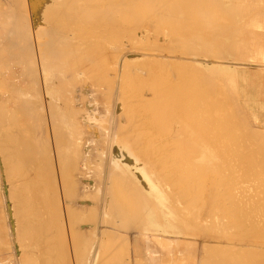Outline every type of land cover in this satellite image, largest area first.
<instances>
[{
	"label": "bare ground",
	"instance_id": "bare-ground-1",
	"mask_svg": "<svg viewBox=\"0 0 264 264\" xmlns=\"http://www.w3.org/2000/svg\"><path fill=\"white\" fill-rule=\"evenodd\" d=\"M239 10L240 12L258 14L262 17L261 22L264 27V0H262L261 4L253 3V0H0V252L3 250L1 254L4 257V254L8 255L5 259L9 260L5 264H149V262L151 264L152 258L146 248L145 238L148 237L150 239L149 246L151 249L153 247L163 248L169 246L172 241L169 238H165L164 233L170 231V229L168 230L170 222H175L176 226H174L175 230L173 231L183 234V237L185 236L186 238L187 235H193L194 229L203 225L204 221L214 222V228L212 227L213 224L209 228L210 233L211 228H213V233L214 230L217 231L219 229L218 226L220 224L217 223L227 225L226 222L230 224L232 219L233 223H239L241 222L239 220L242 213L241 210L244 211V214L247 211H253L252 209H254L255 205L252 206V203L260 202V199L256 198L255 200L253 197L255 195H251L253 191L250 188L253 187L254 189V187H257L259 191L263 187L262 190L264 191V185H262L264 176L262 174H259V177L256 178L253 176V179H251L252 177L244 173L250 178V182L247 181L248 183H246L245 181L242 187L239 185L241 187H239L240 190L245 187L244 191L247 190V193L248 190H251L250 195L254 199L246 196L247 199L236 200L235 198L237 197L234 196L237 194L238 196L239 194L243 196L244 194H241L242 190H238L240 193L235 192L237 189L233 188L235 186L232 184L233 180L231 184L235 190L232 191L233 194L235 192L234 198L232 197L231 199V194L225 196L227 198L230 197L231 200L235 199L233 200L234 203H229L231 201L229 198L230 201L226 202L227 198H224V192L222 195L220 190L222 191L224 188L226 190L227 186L223 188L221 183L217 184L218 186L220 185L219 187L215 185L217 189H220L217 190L215 188L214 190L217 191L213 194L216 195L220 192L223 200L218 201L216 200L217 198L213 200L216 196L212 199L210 198L212 197L211 193L208 194L212 186L210 184L213 183L214 176H216L214 175L216 173L214 168L216 167L213 159L215 146L213 147V143L211 142V145L209 141L219 135L220 129L227 130L225 132L222 131L225 135L231 129V125L235 123L236 119L232 121L234 122L233 124L231 123V115H228L230 120L227 118L230 110L227 108L229 111L225 112L227 109L221 107L225 104L223 101L226 96L224 94L226 91L222 93L223 87L225 90L230 89L234 94L232 95L229 92V95L237 97L235 93L237 90L232 86L235 80L216 71L217 73L215 74L218 76L217 79H219L217 81L215 78L217 83L220 80L222 81H220L221 85H218V87L222 86V94H220L219 98L222 99L221 95H224L223 101L219 100L217 97L219 95L216 96L217 90L220 89L217 85H214L216 81L212 83L214 86L205 87L206 92L202 91L198 95L194 94L195 96L192 94L191 97L183 99L186 97L184 96L185 94L182 97H179L182 94L178 97L176 96L179 94V90H182L180 86L177 88L179 89L177 92H172L178 84L180 85V79L183 75L189 71L186 72L180 64L178 65L183 59L180 62L179 60L173 61L174 63L171 62L174 66H180L185 71V73L182 71L184 74L181 72L183 74L181 77L179 75L180 72L177 75L176 72L178 70H175L177 77H180L178 80L175 76L178 80L176 83L175 80L172 81V78L169 77V72L167 73V71L172 70V74H174V66L170 62L169 64L167 63V61L173 59L169 58V60L164 61L162 58H155L156 61L159 59L161 63L156 65L154 57L146 54L147 58L151 57L149 60L146 58L148 63L150 61L149 64H152L151 60L154 59V66L143 67L146 64L143 61L146 62V60L141 58L142 60L139 59V63L144 65L142 64V70L138 71L140 66L138 63L137 72L134 68L136 64H130L129 62L132 61L124 55L127 48L130 52H133L137 48L140 51H148L146 48L150 47L149 49L154 52H152V56L157 52L154 50H160L161 53L165 52L168 56L169 54L173 55L180 52L182 55L190 56L188 58L195 59V61L198 57H192V55L194 56L195 53L200 55V52L201 54L203 53L204 58L207 54L210 55H207L209 58H211V55H213L212 57L217 55L216 58H223L227 53H235L236 39L230 41L229 38L231 39L232 36L227 37L231 33L238 32L235 27V24L237 26L238 23L234 18V13ZM238 17L240 20L241 18L243 19L242 15H238ZM254 17L256 16L254 15ZM248 18L250 20L253 19L250 18V15ZM225 19H229L227 23L232 24V26L229 24L226 26ZM246 20L241 22V24L246 23L247 25ZM223 21L225 27L223 26ZM249 23L248 25H250ZM248 25L246 27H249ZM159 34L168 35L170 37V39L169 37L167 38L168 43L165 42L167 41L164 40L165 37H162V39L160 37L161 40H159L157 37ZM146 43H149V45ZM234 53L231 55H234ZM136 55L138 54L134 56ZM134 56L131 55V57ZM138 57L135 59H138ZM245 58L246 61L249 57ZM263 58L264 48H262ZM192 59L190 62H193ZM231 59H228V61H221L215 58L204 60L209 63L212 61L219 64L226 63V65L222 66H232L231 63L244 64L241 62L243 57L239 58L241 60L235 57L234 61H231ZM235 60L240 62H235ZM185 61L187 63L189 60ZM190 62L191 66L192 63ZM183 63H181L183 67L187 65ZM166 64L171 65L172 69L164 71L165 67L168 66ZM210 65L213 66L212 63ZM254 65L264 67V64L260 63ZM162 66L165 69L162 70ZM153 67L156 69L160 67L162 75ZM193 67L190 68V71ZM212 68L210 67L209 71ZM231 68L233 69V67ZM162 71L166 72L167 75L164 74L166 78L167 76L170 78L167 79V82L171 80L173 85L176 83L173 89L169 86V88L167 87V82V85L160 84L161 77L165 78ZM203 71H201V74ZM192 73L195 79L197 75H195V72ZM211 73L207 74L210 75ZM172 76L174 77V75ZM204 77H199V79L204 80ZM206 78L211 81L212 77L207 76ZM213 79L212 81L214 82L215 79ZM182 82L189 83V80L185 82L182 80ZM207 82L206 80L204 83L206 84ZM163 83L165 84V82ZM182 86L184 87V85ZM194 89L199 90L196 87ZM183 90L185 92V89ZM236 97L230 98V100H236L235 110L239 109L240 106L238 103L239 99L238 97L236 99ZM234 103L235 101L232 102V106ZM229 106H231V103ZM230 109L232 110L233 108L231 107ZM243 111L245 112L244 108ZM234 116L232 117L234 118ZM245 116L240 119L241 122L238 120L237 123L239 125L246 121L244 120L246 119L244 118ZM228 120L231 125H229ZM246 125L244 123L245 127L250 128L247 131H251V127ZM241 129L239 130L240 133L243 134L244 131L247 133L246 130L242 129L243 131H241ZM254 129L252 130L253 132ZM259 131L264 132L263 129H259ZM239 132L237 134L231 133L232 138L227 136V139L229 141L235 138L242 140L247 137L244 135L243 137L239 136ZM258 132L256 133L257 135L261 133ZM253 135L249 134V139ZM260 137L259 134V140L256 143L254 138H252L254 141H247L248 138H244V140L250 143L254 142V146L257 144L261 148L262 144H258ZM220 142L222 141L220 140ZM226 142L228 141L226 140ZM231 142L228 144H231ZM236 142L232 144L234 145ZM261 142L263 141L261 140ZM242 143L244 144L245 142ZM242 143L241 145L237 144L241 146L240 150L243 147V152H245L247 146L242 145ZM220 144L222 146L224 143ZM209 145L213 150L209 149ZM223 146L222 150L226 149ZM229 146L231 149L232 145ZM239 146H237V150ZM250 146L248 147L251 148L253 145ZM217 147H219V144ZM256 147L258 148L259 146ZM237 150L235 152L236 156L233 154L235 158L242 152ZM217 151L216 149V153L219 155ZM226 151L228 152L229 148ZM256 151L254 152L256 153ZM258 151L260 152V150ZM227 152L225 158L227 157L228 160ZM243 152L242 154H244ZM232 153L230 158L233 156ZM258 154L260 161L263 160L261 156L264 154ZM220 157L216 162L219 159L221 161ZM257 157H254L255 160H257ZM247 158H245V162H250ZM224 160L225 163L223 164L226 165L227 160ZM232 160L234 162L235 159L232 158ZM229 161L227 162L228 164ZM238 162H240L239 159ZM237 163L235 161V165ZM261 163L257 164H260V166L264 164ZM217 164L219 163L217 162ZM233 164L231 166H234ZM253 166L251 165L249 168H253ZM220 167L219 169H221ZM236 170L238 169L236 168ZM249 170L247 169V171ZM255 170L253 169L251 172L253 173ZM240 172L242 173V171ZM251 172H249L250 175H252ZM233 173L235 174V172ZM139 175L143 176L140 178L145 179L139 178V180ZM200 175L206 178L202 180ZM198 176L201 177V182L195 181ZM233 176L229 177L231 179L234 178V181H236L235 176ZM238 177L236 178L238 179ZM240 179L238 180L240 181ZM227 180L229 179L227 178ZM226 181L225 183H227ZM228 183L227 185L231 187V184ZM236 185L238 186V181ZM207 186L210 188L205 190V188H208ZM202 188L207 191V193L204 192L207 196L205 194L200 195ZM197 189L200 191L201 199L204 195L205 199L207 197L212 199H209L210 202L208 201V204L213 201L212 203L217 206L221 203L225 204V202L226 205L220 208L216 206L217 208L215 207V209H218V211L212 209L214 212H211L210 210L211 213L205 214L204 219L200 218L201 221L199 218H195V220L193 216L196 212L198 213L199 210H202L200 207L207 205L205 203L202 204L201 200L200 204L202 206L199 207L200 198L197 196L199 199L198 202L197 200L195 201L196 204L194 203L196 206H191L194 202L193 199H197L192 193ZM229 192L227 191L226 193L228 194ZM190 196L194 197L192 199L193 202L189 201L191 204L189 203L187 208H185L186 205L180 203L183 199H187ZM205 199L203 202L208 200V198ZM216 201L218 204H216ZM212 203L210 208H212ZM260 204L261 202L257 205L258 208H260ZM177 205H180V207L176 208L177 212L178 208L181 209V205H184L179 211L183 215L182 217H180V213L178 215L177 212H174ZM184 208L185 211H183ZM257 209L255 208V211L259 210ZM171 210L173 211L171 212ZM238 211H240V215L237 218ZM261 211L263 210L261 209ZM261 211L259 215L262 214ZM234 214L237 215L234 216ZM259 215H256V217L258 218ZM263 215L264 211L261 216ZM200 216L202 217L201 214ZM249 216L247 218L251 219L253 215L251 218ZM244 218L248 220L246 217ZM259 219L261 221L262 217ZM246 223L248 222L246 221ZM215 224L218 226L215 227ZM229 224L227 227L235 225ZM261 224L258 225L256 223L255 225L261 227ZM222 225H220V228H222ZM243 227L241 230L248 231L247 228L243 229ZM251 227L254 231L255 228ZM224 229L226 227L220 230ZM229 229L227 228L228 231H230ZM206 230L204 229V231ZM255 230H260V228ZM261 230L258 232H263ZM250 231L252 232V230ZM195 232L197 231L195 230ZM235 232L234 234L238 233L237 230ZM241 233H238V236ZM247 233L241 235L242 237L240 236L241 238H238L237 241H235L236 237L232 238L234 240L231 238L229 240L233 241L232 244L234 242L238 243V240L242 241L243 236ZM204 234L206 235V233L202 235ZM229 234L223 235L228 237ZM256 234L258 233L256 232ZM214 235L219 237L213 238L208 235L206 237L210 241L212 238L220 240L221 234ZM223 235L221 236L223 237ZM197 236L199 238L200 235L198 234ZM252 237L249 235V240L246 239L252 242L250 245L254 243L256 245L257 236L256 239L250 240ZM176 238L180 239L181 237ZM201 238L204 240L202 242H205L204 236H200ZM189 240H191V237ZM177 241L175 240V242ZM224 241L228 242V240ZM248 241H244V244ZM258 241L263 240L258 238ZM261 243L257 244L260 248L262 247V250H259L260 254L264 252L263 246L260 245ZM209 244H207L206 239V243L202 244V249H204L202 253L206 254L212 251L211 248L209 252L205 253L207 248H209ZM218 244L221 245L219 242ZM224 244L222 246L229 247L227 243ZM199 245L200 243L198 247ZM230 246L231 248H229L234 250L232 245ZM233 246L235 247L236 245ZM242 246L239 242L237 248H242V251L237 250L244 253L245 247L243 248ZM258 246L256 247L257 249H259ZM256 248L253 247L252 251H256ZM218 250L217 248V252ZM220 250L223 249L221 248ZM224 251H226L225 247ZM252 251H250V254L247 251V255L253 254L251 253ZM1 254L0 264H4V260H1V258L3 259ZM211 254L213 253H209L210 257L206 258L215 261L213 263L210 261V263L218 262V259L213 260ZM233 254L235 255L236 253ZM260 254H256V256ZM256 256L252 255L249 257L250 260H248L251 261V258ZM213 257L216 256L213 254ZM223 257L225 256L223 255ZM237 257L239 261V256ZM229 258H227L229 262L227 264H230ZM210 259L206 260L209 261ZM243 259L241 260L245 262ZM259 260L260 258L258 261L256 259V262H262V260ZM204 262L207 264V261ZM225 263L226 259L223 264ZM251 264H254V262Z\"/></svg>",
	"mask_w": 264,
	"mask_h": 264
},
{
	"label": "rangeland",
	"instance_id": "rangeland-1",
	"mask_svg": "<svg viewBox=\"0 0 264 264\" xmlns=\"http://www.w3.org/2000/svg\"><path fill=\"white\" fill-rule=\"evenodd\" d=\"M256 1H257V2H256ZM253 3H256V4H259V3H260V4H261V3H262V0H253ZM235 11H236V10H235ZM235 11H234V12H235ZM234 12H233V13H234ZM239 12H240V10L237 11L236 13H234V14H235V17H234V18L237 20V23L240 24V25H239L240 27L238 26V24H237V26H236V24H235V27L237 28L238 32H237V33H234L235 35H234L233 33H231V35H228V37H227V38H229L230 36H232V37L236 36L235 38H232V37H231V39L229 38L230 41L236 39L235 42H237V43L235 44V47H236L235 53H234V52L227 53L226 56L223 55V56H224L223 58H222V57H221V58L218 57V58H219V59H218V58H216L217 55H216V57H212L213 55H211V58H209V57H207V55L210 56L209 54H207V55L205 56V58H204L203 53L201 54V52H200V55H199V54H196V53H195L196 56H195V55H194V56L192 55V57H198V59H196V61H195V59L188 58V57H190V56L182 55L180 52H179L180 55H179V53L177 52V53H175V54H173V55L169 54V56H168L167 53H165V52H162V53H161L160 50H159V51H158V50H154V51H157V52H155V55H156V56H155V55L152 56L154 52H153L152 50L149 49L150 47L147 46V45H149V43H146L147 45H145V44H144V45L148 47V48H146V47H145V48L148 49V51L150 50V52L145 51V50H143V51L141 50V51H140V49L138 50V48H137V50H133V52H132V51L130 52L129 49L127 48L128 50H127V49L125 50V53H126V54L124 53V55H125L126 57H128L130 61H132V62H129L130 64H133V65L136 64L135 67H134L135 69H136V68L138 69V66H139V64H140L138 71H139L140 69L142 70L143 67H147V66L149 67L150 65H151L150 67H152V65L154 66V61H156L155 58H160V59L162 58V60L164 59V61H167V59L169 60V58H170V59H173V60L167 61V63L169 64V62H170L171 65H173V64H172V63H174L173 61H175V60L178 61V60H179V62H180V60L183 59V61H181L180 63H178L177 61H176V63H178V65L180 64V66H181L184 70H186V72L189 70L187 73H185V71H183V69H181L180 66H178V67H180V68L177 69V68H178L177 65H175V66L173 65V66H174V68H173V69H174V70H173V73H174V74H172V70H169V69H172V68H171V65L166 64V66H167V65L169 66V67L167 66L168 68L165 67V68H166V69H165L163 66H162L163 68H161L162 70L165 69L164 71L169 70V71H167V73L169 72V73H168V74L170 75L169 77L172 78V79H171L172 81L175 80L176 83L178 82V80H179V78H180L179 76L177 77V75L179 74V72H180L179 75H181V77H182V75L185 73V74L183 75V77L180 79L181 82L179 81V82H180V85L178 84L177 87H175L176 83H174V85H173V82H172L171 80L167 82V79H170V78H169L168 76H167V78H166L165 75H167V74H166V72H163V71H162V73H163V76H165L166 80H165L164 77H163V78L161 77V79H162L161 82L163 81V82H165V84H164L163 82H162V83L160 82V84H162V85H167V83H168L167 87L169 86V87L172 88V89L175 87V89H174L175 91L171 89L172 92H177V91L179 90V89H177V88H179V86H180V89H181V88H182V90L185 89V92H184V90H183V91H182V90H179L180 92H181V91H182V92H181V93L178 92L179 94L176 95V96L178 97L179 95L182 94L181 96H179V97H182L183 94H185L184 96H186V97L183 98V99H186L187 97H191L192 94H193V96H195V95H198V94L202 93V91H203V92H206V90H205V87H206V86H209V85H212V86L217 85V87H218V85H221V82H222L221 80H220L221 82L219 81L220 83H219V82L217 83V81L219 80V79H217L218 76L215 74V73H217V72H218V73L221 72L220 74L223 73V75H225V76H229L231 79H234V80H235V82L233 81L234 83L232 82V83H233L232 86H233V88H235V90H237V91H235V93L237 94V97H238V99H239V100H238L239 102L237 101V102L239 103V105H240V106L238 105V106H239V109L237 108V109L235 110L237 104H236V100H234V99H232V100L235 101V103H234L235 106H234V105H233L234 107L232 106V102H234V101L230 100V98H232V97L235 98L236 96H232V95H234V94L232 93V91H231L230 89L225 90L224 87H223V91H222V90H221V89H222V86H221V87L219 86L218 88H220V89H219L220 91L217 90V92H216V96L219 95V96H217V97L219 98V97H220V94H222L224 91H226V92L224 93V94L227 96V97L225 96V100H226V101H225L224 98H223L224 95H221V96H222V97H221L222 99L219 98V100H221V101L224 100L223 102H224L225 104H224L223 106H221L222 108H226V109L228 108V109L230 110L231 113H232V112L234 113V114L232 113L233 115H232L230 112H229V114H227V113H226V114H227V118H228V119L231 117V120L229 119V120L231 121V123H232V124H233L234 122H235V123H234L233 125H231V123H230L229 120H228V122L230 123L229 125L232 126V127H231L232 130H231V129L228 130V132L225 133V135H226V136H225V135L222 133V131L225 132V131H227V130L224 131V130L220 129V130H221V132H220V130L218 129V130H219V133H218V134L220 135V134L222 133L223 135L221 134L222 136H221V135H220V136L218 135L217 137L215 136L214 138L210 139V141H209L211 145H212V143H213V145H212L213 147L215 146V147H214V150H213V149L210 148L211 146L209 145V149H211V150H213V151L215 152V154L213 155V157H214L213 159L215 160V162H214L215 165H214V166L216 167V168H214V172H216L217 174L213 172L214 175H216V176H214L213 183L210 184V186L212 185L211 188L213 189V191H212V189H211L210 187H208L209 185L207 186L208 188H205V190H207V189L210 188V189H209L210 191H208V194L211 193V195H212V197H210V198L213 199V197L216 196L213 200H215V199L217 198L216 200H218V201L223 200V197H221V196L223 195V192H224V195H223L224 198H225V197L227 198V196H229V195L231 194L232 196H230V197H231V199H232V197H233V195L235 194V192L240 193L239 191H241V190L244 191V190H245V189H244L245 187H243V189H241V190H240V188L242 187V185L244 186L243 183H245V181H246V183H248L247 181L250 180L249 177H252L251 179H253V176L256 178V177H259V174H260V175L262 174V176H264V173H262V172H264V171H263V170H264V169H263V168H264V164L261 165V166H260V164H259V165L257 164V163H260V162L264 163V155L261 156L262 154H264V153H263V152H264V150H263V146H264V143H263V142H264V135H263V134H264V132H263V131H262V132L259 131V129H261V130L263 129V130H264V97H263V96H264V74H263L264 70L262 71V69H264V67L254 65V64H259V63H260V64H264V61H263L264 58L262 59V48H264V27L262 26V22H261V21H262V17H260L258 14H250V13H247V12H245V11H241V12H240L241 14H240ZM245 14H246V15H245ZM238 15H239V16L242 15L243 19L241 18V20H240V18L238 17ZM244 15H245V16H244ZM249 15H250V18H251V19L253 18L254 15L256 16V17L253 18L254 21H256L255 23H254L253 19L250 20V19L248 18ZM247 16H248V17H247ZM246 17H247V20L249 19V21L246 20ZM206 18H208V17H206ZM238 18H239L240 21L238 20ZM255 19H256V20H255ZM228 20H229V19H227V20L225 19V24H227L226 26H228V24L230 25V23H227ZM230 20H231V19H230ZM245 20L247 21V25H248V23H249L250 21L252 22V24H251V22H250V23H249L250 25H248V26H249V27L251 26V28H253V29H251V28H249V27H246V26H247L246 23H245V24H243V23L241 24V22H243V21H245ZM228 22H229V21H228ZM258 22H260V23H258ZM222 23H223V26L225 27L224 21H223ZM253 23H254V24H253ZM233 25H234V24H233ZM241 25H242V26H241ZM243 25H244V26H243ZM245 25H246V26H245ZM230 26H232V24H231ZM238 27H239V28H238ZM241 27H242V28H241ZM244 28H245V29H244ZM247 28H248V29H247ZM234 29H235V28H234ZM240 29H241V30L243 29V30L241 31ZM254 29H256V30H254ZM253 30H254V31H253ZM165 33H166V32H165ZM159 35H160V36H159ZM159 35L157 36L159 40H161L162 37H163V38L165 37L164 40H167V41H165V42L168 43V39H167V38H168L169 36H168L167 34H166L167 36H164L163 34H159ZM161 35H162V36H161ZM245 36H246V37H245ZM160 37H161V39H160ZM251 38H252V39H251ZM169 39H170V37H169ZM239 39H240V40H239ZM254 39H255V40H254ZM227 40H228V39H227ZM243 42H244V44H243ZM245 42H246V43H245ZM248 42H249V43H248ZM231 44H232V43H231ZM245 45H247V46L245 47ZM231 46H232V45H231ZM233 46H234V45H233ZM252 46H253V47H252ZM152 47H153V46H152ZM257 48H258V49H257ZM240 51H241V52H240ZM258 51H259V52H258ZM152 52H153V53H152ZM130 53H131V54H130ZM141 53H142V54H141ZM233 53H234V55H231V54H233ZM259 53H260V54H259ZM135 54H138V55L134 56ZM146 54L149 55V56H151V57H154L155 60H154L153 58H152V59H153L154 61L151 60V63L153 62L152 64H149L150 61H149V63H148L147 59L149 60V58L151 59V57H148V58H147V56H145ZM162 54H163V55H162ZM249 54H251V55H249ZM258 54H259V55H258ZM127 55H128V56H127ZM129 55H130V56H129ZM131 55L134 56V57H131ZM175 55H176V56H175ZM181 55H182V56H181ZM214 55H215V54H214ZM252 55H253V56H252ZM138 56H139V57H138ZM178 56H179V57H178ZM202 56H203V57H202ZM231 56L233 57L232 59H231ZM257 56H258V57H257ZM130 57H131V58H130ZM137 57H138V59H135V58H137ZM167 57H168V58H167ZM182 57H185V58H182ZM199 57H201L202 59L199 58ZM226 57H227V58H226ZM228 57H229V58H228ZM234 57H235V58H238V60H241V59H239V58H242V57H243L242 60H243L244 62H243L242 60H241V62L244 63V64L231 63L232 66H222V65H224V64L226 65V63L219 64V63H217V62H213V61H212V62H211V63L213 64V66H212V65H210L211 63H209V62H207L206 60H204V59H214V58H215V59H217V60H221V61H228V59H231V61H234V60H233ZM245 57H249V58H247V60L245 61V59H246ZM132 58H133V59H132ZM141 58H143V60H146V62L143 61V63H144V64L146 63L147 65L145 64V66L141 67L142 64H143V63H139V59L142 60ZM146 58H147V59H146ZM180 58H181V59H180ZM165 59H166V60H165ZM191 59H192L193 62H190ZM226 59H227V60H226ZM133 60H135V61H133ZM185 60H187V61L189 60V61H188L187 63H185V62H186ZM198 60H200V61H198ZM203 60L206 61V62H204ZM238 60H235V62H240V61H238ZM253 60H254V61H253ZM184 61H185V62H184ZM229 61H230V60H229ZM133 62H135V63H133ZM136 62H137V63H136ZM140 62H142V61H140ZM171 62H172V63H171ZM183 62H184V63H183ZM189 62L192 63L191 66H190ZM253 62H254V63H253ZM257 62H258V63H257ZM261 62H262V63H261ZM138 63H139V64H138ZM155 63H156V65H157L158 63H160V60L158 59ZM164 63H165V62H164ZM181 63H183L184 65H186V64H187V65L183 67V65H182ZM195 63H196V64H195ZM144 64H143V65H144ZM160 64H161V63H160ZM194 64H195V65H194ZM197 64H198V65H197ZM252 64H253V66H252ZM215 65H216V66H215ZM234 65H235V66H234ZM240 65H241V66H240ZM247 65H248V66H247ZM159 66H160V65H159ZM173 66H172V67H173ZM188 66H190V67H188ZM193 66H194V67H193ZM214 66H215V68H214ZM249 66H250V67H249ZM175 67H177V68H175ZM191 67H193V68H192L191 71H190V68H191ZM196 67H197V71H196ZM210 67H211V68L213 67L212 69L214 70V72H213L212 69L209 71ZM231 67H233V69H232ZM255 67H256V68H255ZM153 68H154V67H153ZM153 68H151V69H153ZM156 68H157V66H156ZM156 68H154V69H155L156 71H159L160 74H161V69H160V67H159L158 69H156ZM200 68H201V69H200ZM234 68H235V70H234ZM137 69H136V71H137ZM159 69H160V70H159ZM175 70H176V71L178 70V72H176L177 75L175 74ZM179 70H180V71H179ZM193 70H195V71H193ZM203 70H204V71H203ZM138 71H137V72H138ZM170 71H171V74H170ZM182 71H183L184 73H183ZM198 71H200V72H199L200 74H201V71H203V73L201 74V75H203V76H201V75L198 73ZM206 71H207V72H206ZM208 71H209L210 73H211V71H212V73H211L210 75H212L213 73H214V75H212V76L208 75V74H207V73H209ZM216 71H217V72H216ZM181 72H182L183 74H181ZM192 72H195V75H197V76H196V77H197V80H196V77H195V79H194V74H193ZM205 72H206V73H205ZM233 72H234V73H233ZM256 72H257V74H256ZM190 73H192L191 75H193L192 78H191ZM196 73H198V74H196ZM260 73H261V74H260ZM164 74H165V75H164ZM206 74H207V76L210 77V78H211V77L214 78V79L216 78L217 81H216V79H215V80L213 79V80H214V82H213V81H212V78H211V81H209L210 79H209V78H206V77H207ZM220 74H219V75H220ZM227 74H229V75H227ZM161 75H162V74H161ZM171 75H174V77H173V76L171 77ZM185 75H187V76L189 75V76H188V79H187V76L185 77L186 79L184 78ZM204 75H205V77H204ZM255 75H256V76H255ZM260 75H261V76H260ZM175 76L178 78V80L176 79ZM213 76H215V77H213ZM235 76H236V77H235ZM199 77H202V78L204 77V80L201 79V78L199 79ZM229 77H227V78H229ZM233 77H234V78H233ZM254 77H255V78H254ZM258 77H259V78H258ZM262 77H263V79H262ZM183 78H184V79H183ZM205 78H206V80L209 82V84H208V82L206 83L207 85L204 83V82H206ZM253 78H254V79H253ZM193 79H194V80H193ZM208 79H209V80H208ZM0 80H1V77H0ZM176 80H177V81H176ZM182 80H184V82H185L186 80H187V81L189 80V83H188V82H187V83H183ZM200 80H202L203 84H202V82H200ZM198 81H199V82H198ZM215 81H216V84L213 85L212 83H215ZM166 82H167V83H166ZM171 82H172V87H171ZM193 82H194L195 84H197V85H195ZM181 83H182V85H184L185 88L181 85ZM190 83H192V84L190 85ZM200 83H201V84H200ZM0 84H1V83H0ZM199 84H200V86H199ZM204 84H205V85H204ZM188 85H190V86H188ZM194 85H195V86H194ZM222 85H223V84H222ZM261 85H262V86H261ZM198 86H199V87H198ZM201 86H202V88L204 87L203 90H202V88H200ZM257 86H258V87H257ZM169 87H168V88H169ZM186 87H187V90H186ZM195 87L198 88L199 90L197 91V89H194ZM230 87H231V86H230ZM189 89H190V90H189ZM191 89H192V90H191ZM193 89L195 90V92H194ZM200 89H201V90H200ZM188 90H189V91H188ZM204 90H205V91H204ZM228 90H229V91H228ZM232 90H234V89H232ZM187 91H188V92H187ZM221 91H222V93H221ZM227 91H228V95H229V92H231L232 95H229V96H228V95H227ZM191 92H192V93H191ZM219 92H220V93H219ZM233 92H234V91H233ZM186 93H187V94L189 93L188 96H187ZM190 94H191V95H190ZM194 94H195V95H194ZM228 97H229V98H228ZM237 97H236V99H237ZM240 98H241V99H240ZM242 98H243V99H242ZM247 98H248V99H247ZM249 98H250V99H249ZM227 99H228V100H227ZM229 101H230V102H229ZM226 102L228 103V105H227ZM230 103H231V106H229ZM226 105L229 106V107H227ZM225 106H226V107H225ZM231 107L233 108V109H232L233 111L230 109ZM240 108H241V109H240ZM243 108H244V110H245V112H246L247 114L243 111ZM228 109L225 110V112H228V111H229ZM246 109H247V110H246ZM234 110H235V111H234ZM240 110H241V113L243 112L244 114H243V113L241 114V113H240ZM248 110H249V111H248ZM237 111H238L240 114H239ZM249 112H250V114H249ZM237 113H238V114H237ZM226 114H225V115H226ZM245 114H246L247 117L245 116ZM228 115H231V116L229 117ZM234 115H235V116H234ZM236 115H238V116H236ZM241 115L245 116L244 118H246V119H244V120H246V121L248 120L247 122H246V121H243V120H242V121L245 123V125L248 123V125L251 127V131L253 130V128H255V129H254V132L252 131L253 133H252L251 131H249V132L247 131V130H249L250 128L245 127V126H244V123H243V124L240 123L242 126L239 125V123H237L238 120H239V122H241L240 119H243V116H241ZM232 116H234V118H233ZM240 116H241L242 118H241ZM216 117H217V116H216ZM247 118H249V119H247ZM250 118H251V119H250ZM232 119H233V120H232ZM235 119H236V120H235ZM234 120H235V121H234ZM232 121H234V122H232ZM257 122H258V123H257ZM237 124H238V125H237ZM235 125H236V127H234ZM248 125H246V126H248ZM239 126H240V127H239ZM243 126L245 127V129H244ZM220 127H221V126H220ZM218 128H219V126H218ZM240 128H242L243 130H246L247 133H245V131H244L243 134L240 133V132H239ZM246 128H248V129H246ZM234 129H235V130H234ZM242 129H241V131H243ZM256 129H257V132H258V131L261 132V133H259V132H258V133L260 134L261 137H263V138L260 137V141H258V144H262V145H261V148H260V145H257V144H255V146H254V142L256 143L257 140H259V138H258V137H259V134H258V135L256 134V133H257V132H256ZM218 130H217V132H218ZM233 131H234V132H233ZM237 131L240 133V134H238L239 136H242V137H243V135H244V136H247V137H244L245 139L248 138L247 141H249V140H253V141H254V139H255V134H256V139H255L256 141H254V142L251 141L252 143H250V142H246V141L244 140V138H243L242 140H240V139L238 140L237 138H235V139H237V140H235V139H234V140L231 139L232 142H231V140L229 141V139H227V136H228L229 138H232V137H231V136H232L231 133H233V134L236 133V134H237V133H238ZM255 132H256V133H255ZM227 134H228V135H227ZM229 134H230V136H229ZM247 134H248V135H249V134H250V135H253V134H254V135H253L254 137L251 136V137L254 138V139H252V138L249 139L250 136H248ZM223 136H224L226 139H225ZM237 137H238V136H237ZM213 139H214V140H213ZM211 140H212V141H211ZM218 140H219V142H220V140L222 141V142H220V143H224V144L227 143V144H226L227 146H226V145L223 146L224 144H223L222 146H223V148L226 147L227 150H228V148H229V151H228L229 154H228V152L226 151V149H223V150H222V146H221V144L218 142ZM226 140H227L228 142H226ZM243 140H244V141H243ZM261 140H262L263 142H261ZM214 141H215V142H214ZM216 141H217V142H216ZM236 141H237V142H236ZM240 141H241V142H240ZM211 142H212V143H211ZM229 142H231V144H228ZM233 142H236V143H234V145H233V144H232ZM239 142H240V143H239ZM242 142H245V143L243 144ZM216 143L219 144V147H217L218 144H216ZM237 143L240 144V145H241V143H242V145L247 146V147L245 148V149H246L245 152H243V151H244V150H243V149H244L243 147H242V150H240V149H241V148H240L241 146H239ZM247 143H248V144H247ZM214 144H215V145H214ZM251 144L254 146V148H252L253 146H252ZM229 145H232V146H231V149H230V146H229ZM236 145L239 146V147H238L239 152L242 151L245 155L242 154V152H241V154H239V155L235 158V156H236V155H235V152H236V150H237V149H236V148H237ZM250 145H251L252 147H251ZM233 146H234V148H233ZM235 146H236V147H235ZM245 146H244V147H245ZM248 146H250L251 148H249ZM256 146H259V147L257 148ZM216 147H217V148H216ZM227 147H228V148H227ZM219 148L222 150L223 153L221 152V150H220ZM216 149L218 150L217 152H219V155L222 153L220 156H223V155H224V156H223V157H220L219 155H217L218 153H216ZM234 149H235V150H234ZM249 149H250V150H249ZM255 149H256L257 151H256ZM230 150H232L231 153L233 152L232 155H233V154L235 155V156L233 155L234 157L232 156V158L235 159L234 162H233L232 158H230V157H231ZM238 150H237V151H238ZM258 150H260V152H259ZM249 151H251V152L253 151V152L251 153V152H249ZM254 151H256L257 155H256V153H255ZM261 151H262V152H261ZM220 152H221V153H220ZM224 152H225V154H224ZM226 152H227L228 160H227V157L225 158V156H226ZM246 152H247V155H249V154H250V155L247 156V155H246ZM253 153H254V154H253ZM258 153H262L260 156H261V158H263V160L260 161V157H259V154H258ZM251 154H253V155H251ZM216 156H217V158L215 159ZM242 156H243V157H242ZM252 156H253V158H254V157L256 158L257 156H258L259 158L257 157V160H255V158L253 159ZM219 157L221 158V161H220V159H219L217 162H218L220 165L217 164V162H216V160H217ZM247 157H248V158H247ZM249 157H250V158H249ZM223 158L227 160V161H226V165L223 164V163H225V160H224ZM237 158L239 159L240 162H238V159H237ZM243 158H244V159H243ZM245 158L249 159L250 162H245V161H246ZM230 159L232 160V162H231ZM241 159H243V160H241ZM222 160H223V162H222ZM229 160H230V161H229ZM249 160H248V161H249ZM253 160H254V161H253ZM228 161H229V164L227 163ZM235 161H236V163L238 162L236 165H235ZM258 161H259V162H258ZM251 162H252V163H251ZM254 162H255V164H257V165H255ZM221 163L223 164V166H222ZM232 163H234V164H233L234 166H231ZM240 163H241V164H244V165H241ZM250 163H251V165H254L253 168H249V167H251ZM262 163H261V164H262ZM247 164H249L250 166L248 165V167H247ZM217 165H219V166H217ZM237 165H238V166H237ZM240 165H241V167H239ZM245 165H246V166H245ZM220 166H221V167H220ZM242 166L244 167V170H243V167H242ZM219 167H220L221 169H219ZM230 167H233V168H230ZM246 167H247L248 170H249V169H251V170L254 169V170H255L256 168H257V170L253 171V173H252L251 170L247 171V169H245ZM258 167H259V169H258ZM217 168H218V169H217ZM236 168H237L238 170H236ZM240 168H241V169H240ZM260 168H261V169H260ZM216 169H217V171L219 172L220 175L218 174V172L216 171ZM222 169H223V170H222ZM224 169H228V170H224ZM231 169H232V170H231ZM234 169H235L236 171H235ZM233 170H234V171H233ZM245 170H246L247 172H246ZM225 171H229V172H225ZM240 171H242L243 174H242ZM244 171H245V172H244ZM256 171H257L258 173H257ZM259 171H260V172L262 171V172L260 173ZM224 172H225V174H223ZM231 172H232V174H231ZM233 172H235V174H234ZM236 172H239V173H236ZM249 172H251L252 175H250ZM221 173H222V174H221ZM226 173H227V174H226ZM228 173H229V175H228ZM244 173L248 174L249 177H248L246 174H244ZM210 174H211V172H210ZM210 174H209V175H210ZM230 174H231V175H230ZM238 174H239V175H238ZM241 174H242V175H241ZM253 174H254V175H253ZM212 175H213V174H212ZM222 175H223V176H222ZM224 175L227 176V177H225ZM233 175L235 176V180H236V181H234V178H233V179L230 178V177H232ZM244 175H246V176L244 177ZM200 176L202 177V175H200ZM200 176L196 177V179H195L196 182H198V181L201 182L203 179L206 178L205 176H203V177H202V180H201V177H200ZM229 176H230V177H229ZM234 176H233V177H234ZM238 176H239V177H238ZM140 177H143V176L139 175L138 179H139ZM236 177H238V179H240V177H241L240 181H239ZM242 177H243V178H242ZM215 178H216V180H215ZM217 178H218V179H217ZM219 178H220V179H219ZM221 178H222V179L224 178V179L222 180ZM225 178H226V179H225ZM227 178H228L229 180H227ZM245 178H246V179H245ZM248 178H249V179H248ZM140 179H145V178H140ZM140 179H139V180H140ZM198 179H200V180H198ZM242 179H244V180H242ZM217 180H218V181H217ZM226 180H227V181H226ZM232 180H233V183H232ZM241 180H242V181H241ZM261 180H262V179H261ZM219 181H220V182H219ZM222 181H224V182L222 183ZM225 181H226L227 183L229 182L228 184H231V183H232L233 185H235L233 188H234L235 190L237 189V191H235V190L232 188V186H233L232 184H231V187H230V185H227V183H225ZM237 181H238V186L236 185V184H237ZM263 181H264V179H263ZM240 182H241V184H239ZM249 182H250V181H249ZM220 183H221V185H222V184H223V185L225 184L224 186H223V185L221 186V187H223V188H224L225 186H227V187H226V190H227L228 192H229L230 189H231L230 192L235 191L234 194H233V192H232V193L229 192V193L227 194V193H226L227 191H226L225 188H224V189H223L224 191H223V190H222V191L220 190V192H221L222 195L220 194V192H218L219 196H218V194H216V193H215L216 195H214L213 193H214L215 191H217V190L220 189V188H219V189L216 188V186H217V187L220 186V185H219V186L217 185V184H220ZM215 185H216V186H215ZM239 185H240L241 187H240ZM262 185H264V182L262 183ZM262 185H261V186H262ZM213 186H215V187L213 188ZM228 187H230V189H228ZM239 187H240V188H239ZM215 188H216L217 190H214ZM238 188H239V189H238ZM262 188H263V187H261V189L258 191L257 189H259V188L254 187V189H253V187H252V188H250V189H252V191L255 192V193H253L251 190H248V193H247V190H246V191H244L243 193H242V191H241V194H244L243 196H242V195L240 196V194H239V196H238V194H237L236 196H234V197H237V198H235L236 200H239V199H240V200H241V199H242V200H243V199H247V197H250V199H251V198H252V199L255 198V200H256V198H259L261 204H260V208H258L257 205H259L260 202H254V203H252V206L255 205V206H254V209H252V210L255 211V208H256V209L258 208V209H259V210L257 209L258 211L253 212V211L250 210V211H247L246 214H244V211L241 210L242 213H241V216H240V217H239V215H240V211L237 212L238 215H237V214H234V216L237 215V218L239 217V220H241L242 223H241V222H239V223H238V222H237V223H236V222L233 223L234 221H233V219H232V221L230 220V221H231L230 224H229V222H226L227 225H226V224L222 225L223 223H222V224H221V223H217V224L222 225V226H221L222 228H220V225L218 226L217 224H215V225H216L215 227H217V226L219 227V229L217 230V231H219V232H217L216 230H214L213 233H214V234H221V235H223V234L228 235V233H230L228 237H227L226 235H223V237L220 235V240H219V239L214 240L213 238H217V237H219V236H218V235L216 236V235H214V234L212 233V230H213V228H214V222H210V221H204V222H203V225H201V226L198 227L197 229H194V231H193V232H194L193 235L191 234L192 236H191V235H187L186 238H185V236L183 237V234L181 235V234H178V233H176L175 231H173V230H175V227H174V226H176V225H175V222H174V223L170 222V224H168V230L170 229L171 232H170V231H166V233H164V237H165V238H169V239L172 241L171 244H169L170 247H169V246H165V247H163V248H161V247H153V248L151 249L150 246H149V245H150V244H149L150 239H149L148 237H146V238H145V243H146V246H147L146 248H147V250H149L150 255H151V258H152V263H151V264H169V263H171V264H206V262H204V261H207V264H209L210 261L213 263V262L215 261L214 259H216V260L218 259V262H219V261L221 262V263L219 262V264H223V262H225V259H226V263H225V264H227V263H229L228 260H227L228 257H230V258H229L230 264H232V263H233V264H237V263H238V264H244L248 259L250 260V258H249L250 256H252V255H253V256H256V254H260V251H259V250H262V247L260 248V246H258V245H259V242H260V243L262 242L260 245L263 246V249H264V245H262V244H264V242H263V241H264V239H263V238H264V224H263V223H264V218H263L264 215L261 216V215L263 214V211H264V209H263V208H264V204H263V202H264V198H262V197H264V195H263V194H264V193H263L264 191L262 190ZM221 189H222V188H221ZM248 189H249V188H248ZM255 189H256V190H255ZM205 190L202 188L201 193H200L199 189L196 190L197 192L193 190L194 192L192 193V195H194V197H195V196H196V197L199 196V198H200L199 201H200V202H198V199H199L198 197H197V199H196V198L193 199L194 197H191V196H192V195H191L189 198H187L188 200H187V199H183L182 202H184V203H182V202L180 203V204H185V205H186L185 208H187V205H189L190 202H193L192 199L194 200L193 204L190 203L192 207H193V205L196 204V203H195L196 200H197V202L199 203V205H198L199 207L202 206V205L200 204V203H201V200H202V204H204V203L207 204V205H205V207H202V208L200 207V209H202V210H199V211H201V212L198 211L199 214L196 212L197 215L195 214V215L193 216L194 219H195V218H196V219H198V218H199V219H200V218L202 219L203 217L206 216L205 214L208 215V212H209V213L214 212V211H212V209L218 211V209H215V207H216L217 205H215V203L213 204V203H212L213 201H211V203H212V205H211L212 208H210V204H211V203L208 204V201H209L210 198L207 197L208 200H206L207 198L205 199V195H206V194H205L204 192L207 193V191H205ZM238 190H239V191H238ZM254 190H255V191H254ZM257 191H258V192H257ZM260 191H262V192H260ZM245 192H246V194H245ZM251 192H252V194H251ZM194 193H195V194H194ZM196 193H197V195H196ZM199 193H200L201 196H202L203 194H205L204 197H202V199H201V196L199 195ZM225 193H226V194H225ZM258 193H259V194H258ZM261 193H263V194L261 195ZM248 194H249V195H248ZM250 194H251V195L254 194V195H255V196H253L254 198H253ZM211 195H209V196H211ZM220 195H221V196H220ZM225 195H227V196H225ZM256 195H257V196L259 195V197H257ZM206 196H207V195H206ZM246 196H247V197H246ZM230 197H228V198L230 199ZM234 197H233V198H234ZM238 197H240V198H238ZM243 197H245V198H243ZM260 197H261V198H260ZM226 198H225V199H226ZM228 198L226 199V200H227L226 202H228V201L231 200V199L229 200ZM204 199H205L207 202H206V201L203 202ZM212 199H210V200H212ZM235 199H233V200H235ZM248 199H249V198H248ZM233 200H231L229 203H231V202L234 203ZM240 200H239V201H240ZM186 201H187V203H186ZM189 201H190V202H189ZM253 201H254V200H253ZM209 202H210V201H209ZM226 202H225V204H224V203H223V204H222V203L220 204V202H219L220 205H218L217 207L220 208V207L225 206V205H226ZM237 202H238V201H237ZM237 202H236V203H237ZM194 203H195V204H194ZM198 203H197V204H198ZM255 203H257V204H255ZM216 204H218L217 201H216ZM262 204H263V205H262ZM213 205H214V206H213ZM227 205H228V203H227ZM229 205H230V204H229ZM231 205H233V204H231ZM261 205L263 206V208H261V207H262ZM183 206H184V205H181V209H182ZM191 206H189V208H191ZM195 206H196V205H195ZM198 206H197V208H198ZM203 206H204V205H203ZM256 206H257V207H256ZM172 207H174V206H172ZM172 207H171V208H172ZM177 207H180V205L175 206V210H176V211H174V212H177V209H176ZM206 207H207L208 211H207ZM217 207H216V208H217ZM185 208L183 209V211H185ZM209 208H210V209H209ZM172 209H174V208H172ZM181 209L178 208V212H177L178 215H179V213H180V215H181L180 217L183 216V215L181 214V212H179V211H181ZM204 209H206L207 212L204 211ZM261 209H262L263 211H261ZM210 210H211V212H210ZM172 211H173V210H171V212H172ZM183 211H182V212H183ZM202 211H204V212L202 213ZM260 211H261L262 214L259 215ZM257 212H258V213H257ZM200 214L202 215V217L200 216ZM198 215H199L200 217H199ZM203 215H204V216H203ZM249 215H251V216L253 215L252 218H251V216H249ZM256 215H257V216L259 215V217L257 218ZM197 216H198V217H197ZM247 216H249L251 219H248ZM254 216H255V218H254ZM260 216H261L262 219H263V220L261 219V221H259V220H260L259 218H261ZM244 217H246L248 220H245ZM234 218H235V217H234ZM241 218H242L243 220H242ZM256 218H257V220H255ZM196 219H195V220H196ZM201 219H200V221H201ZM203 219H204V218H203ZM252 219L254 220V222H255V221H256V222L254 223ZM198 221H199V220H198ZM244 221H245V222H244ZM246 221H247L248 223H246ZM258 221L261 222L262 224L259 223ZM204 223H205V224H204ZM243 223H244V227H243ZM253 223H254V224H253ZM256 223H258V225L261 224V225L263 226V227L261 226L263 232H258V231L261 230V227H259L258 225H257V226H258V227H257V226L255 225ZM212 224H213V225H212ZM228 224H229V225H232V226L235 224V225H234L235 227H234V226H233V227H231V226L227 227ZM245 224H247V225L249 226V228H248L247 225H246V226H247V227H246ZM252 224H253V225H252ZM169 225H170V228H169ZM211 225H212V227H213V228H211V229H212V230H211V233L213 234V236H212V234L210 233V229H209ZM239 225H240L241 227H240ZM250 225L253 226L255 229H259V228H260V230H255V229H254V231H253V228H252ZM254 225H255V226H254ZM208 226H209V227H208ZM236 226H237L238 229L236 228ZM206 227H207V228H206ZM223 227H226V229H224V230L221 231L220 229H223ZM230 227H231V228H230ZM242 227H243V229H246V228H247L248 231L241 230ZM256 227H257V228H256ZM227 228H228V229L230 228V229H229L230 231H228ZM232 228H233V229H232ZM239 228H240V229H239ZM201 229H202V232H201ZM204 229H205V230L207 229V230L204 231ZM231 229H232V230H231ZM234 229H235V231L237 230L238 233H240V232H242V233L239 234V236H238V233H237V234H234V233H236L235 231L233 232ZM195 230H196L197 232H195ZM198 230H199V231H198ZM226 230H227V231H226ZM250 230H252V232H251ZM262 230H261V231H262ZM203 231H204V232H203ZM225 231H226V232H225ZM231 231L233 232L232 235H235V236H232V235H231V233H232ZM243 231H244V233H247V232H248V233H247L248 236H247V234H246V235L243 236V238H242L244 241H248V240H249V239H248V238H249V235L252 237V234H253V232H254L253 237H252V239H250V240H254V239H256V236H257V239H256L257 241H256V240H255V241L257 242L258 245H257V244L255 245L254 242H253V243H254V244H253L254 246H253L252 244H251V245H252L253 247H255V248H256L257 246L259 247V249L256 248L258 251H257V250H256V251H252L253 247L250 245V243H252L251 241L245 242V244H244V241H243V240H242V241L238 240V241L240 242V244L243 245L242 247H243V248L245 247L243 251H244V253H246V255H247V251H248V254H250V251H252L251 253H253V254H251V255H247V256L244 255L243 252L241 253L242 248H237V244H239V242H238V243H237V242H236V243L234 242V243L232 244V242H233L232 240H234V239H232V238H235V237H236L235 241H237L238 238H241V237H242L241 235H244ZM199 232H200V233H199ZM215 232H216V233H215ZM223 232H225V233H223ZM256 232H257L259 235L256 234ZM201 233H202V234H203V233H206V235H208V236H210V237L212 236L213 238H212L211 241H210V240H208L209 238L206 237L205 234L202 235ZM208 233H209V234H208ZM251 233H252V234H251ZM260 233H261V234H260ZM198 234H199L201 237L204 236V239H205V237H206V239H207V244H208V243L211 244V242H213V243L211 244V245H213V244L216 243V244L213 245V246H215V247H214V251H215L217 254L213 251V246H211L210 244H209V248H207V250L205 251V253H206V252H209V251L211 250V248H212V251H210L209 253L212 252V253L214 254V256H216V257L219 256L218 258H216V257H213V254H211V255H212V258H213L214 261H212V259H210V258H206V257H210V256H209V253H206V254L202 253L203 250H204V249H202V244H203V243H206V239H205V242H202V241H204V240H203L202 238H201V239H202V240H201V239H200V236H199V238H198V236H197ZM210 234H211V235H210ZM255 234H256V235H255ZM166 235H167V236H166ZM236 235H237V236H236ZM260 235H261V236H260ZM174 236H175V237H174ZM193 236H195V237H193ZM196 236H197V237H196ZM224 236H225V238H224ZM230 236H232V237H230ZM240 236H241V237H240ZM254 236H255V237H254ZM173 237H174V238H173ZM176 237H181L180 239L183 238L184 240L182 239V240L180 241V239H179V238L177 239ZM187 237H188V238H187ZM190 237H191V240H189ZM226 237H227L228 239H227ZM172 238H173V239H172ZM230 238L232 239L231 241L229 240ZM244 238H245V239H244ZM246 238H247L248 240H247ZM258 238L262 239L263 241H258ZM175 240H176V241L178 240V241L175 242ZM185 240H186V242H185ZM192 240H193V241H192ZM212 240H213V241H212ZM218 240H219V241H218ZM224 240H228V242H227V241H224ZM183 241L185 242V244H184ZM195 241H196V242H195ZM208 241H209V242H208ZM215 241H216V242H215ZM229 241H230V242H229ZM198 242L200 243V245H199L200 248L198 247V244H199ZM218 242L221 243V245L218 244L219 247H218V245H217ZM172 243H173V244H172ZM182 243H183V245H182ZM224 243H227V245H229L230 248H231L230 245H232V248H234V250H233V249H230L229 247L222 246V245H225ZM248 243H249V246H248ZM174 244H175V246H173ZM233 245H236V246H235L236 248H235ZM244 245H245V246H244ZM195 246H196V247H195ZM250 246H251V247H250ZM174 247H175V248H174ZM224 247H225V250H226V251H224ZM246 247H247V248H246ZM156 248H157V250H156ZM170 248H171V249H170ZM197 248H198L199 250H198ZM215 248H216V249H215ZM217 248L219 249L218 252H217ZM221 248H222L223 250H220ZM249 248H250V249H249ZM169 249H170V250H169ZM209 249H210V250H209ZM235 249H236V250H235ZM237 249H239V250H241V251L239 252V250H237ZM247 249H249V250H247ZM178 250H179V251H178ZM231 250H232V252H230ZM254 250H255V249H254ZM2 251H3V250H2ZM2 251H1V252H2ZM155 251H156V253H154ZM176 251H177V252H176ZM235 251H237V252H235ZM245 251H246V252H245ZM1 252H0V254H1ZM172 252H173V253H172ZM219 252H222V253H219ZM224 252H225V253H224ZM256 252H258V253H256ZM261 252H262V251H261ZM2 253H3V252H2ZM4 253H5V252H4ZM158 253H159V254H158ZM186 253H187V254H186ZM233 253H236V254L234 255ZM203 254H204V255H203ZM221 254H222V255H221ZM227 254H228V255H227ZM229 254H230V255L232 254V256H230ZM237 254H238V255H237ZM263 254H264V252H262V254H260V255L262 256V258H261L260 255H257L256 257H252V258H251V259H252L251 261H253L254 264H263V263H264V260H263L264 256H263ZM4 255H5V257L3 256V254H1V256H3V259L1 258V260H2V261L4 260L3 262H4V264H5L6 261H8L9 259H8V260L5 259V258H7L8 255H7V256H6V254H4ZM176 255H177V256H176ZM179 255H180V256H179ZM217 255H218V256H217ZM223 255H224L225 257H223ZM242 255H243V256H242ZM237 256H239V261H240V262L238 261V257H237ZM244 256L247 258V260H246V258H245ZM167 257H168V258H167ZM197 257H198V258H197ZM204 257H205V259H204ZM232 257H233V258H232ZM236 257H237V260H236ZM8 258H9V257H8ZM220 258H222V259H220ZM231 258H232V259H231ZM234 258H235V259H234ZM243 258H245V259H243ZM253 258H256L257 261H258V259L260 258L259 261L262 260V262H256V259H254V260H255V261H254ZM206 259H210V260L208 261V260H206ZM230 259H231V260H230ZM241 259H243L245 262H243ZM172 260H173V261H172ZM200 260H201V261H200ZM202 260H203V261H202ZM222 260H223V261H222ZM249 260H248L247 263H245V264H248V263L251 264V263H253V262H251V261H249ZM232 261H233V262H232ZM234 261H235V262H234ZM198 262H199V263H198ZM203 262H204V263H203ZM218 262H215L214 264H218ZM231 262H232V263H231ZM236 262H237V263H236ZM242 262H243V263H242ZM212 263H210V264H212ZM149 264H150V262H149Z\"/></svg>",
	"mask_w": 264,
	"mask_h": 264
}]
</instances>
